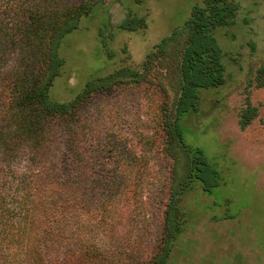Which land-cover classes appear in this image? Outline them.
I'll list each match as a JSON object with an SVG mask.
<instances>
[{"label": "rangeland", "instance_id": "obj_1", "mask_svg": "<svg viewBox=\"0 0 264 264\" xmlns=\"http://www.w3.org/2000/svg\"><path fill=\"white\" fill-rule=\"evenodd\" d=\"M88 1V14L59 43L62 64L48 90L53 100H70L85 83L122 66L141 71L153 46L201 0ZM232 1V22L211 31L223 84L197 89L196 110L180 118L184 145L201 149L217 171L216 185L202 192L195 180L177 183L186 157L167 145L166 134L178 87L175 42L137 81H115L74 112L52 117L41 163L28 166L22 154L1 161L7 168L0 174L12 184L29 170L23 181L35 185L25 207L38 201L68 213L47 223L37 208L53 232L22 243L0 240V264H153L166 244L172 191H179L180 230L163 264H264V0ZM131 16L143 17L145 28L118 27ZM55 176L73 181L50 185Z\"/></svg>", "mask_w": 264, "mask_h": 264}, {"label": "trees", "instance_id": "obj_2", "mask_svg": "<svg viewBox=\"0 0 264 264\" xmlns=\"http://www.w3.org/2000/svg\"><path fill=\"white\" fill-rule=\"evenodd\" d=\"M91 5L92 2L88 0H8L1 7L0 2V163L12 162L21 156L19 154L23 155L28 166L41 163L45 129L52 117L74 112L90 93L106 88L115 81L123 78L137 81L153 57L178 42L175 47L178 87L173 102V115L166 124L167 145L175 143L185 153L187 167L184 176L177 182L180 188L195 180L202 192L210 191L217 183V171L201 149H190L184 145L180 118L184 113L196 110L197 89L223 84L220 48L211 31L232 22L235 4L232 0H201L193 4L182 25L154 45L144 57V62L140 63L141 71L122 66L95 81L85 83L70 100H53L48 90L62 64L58 52L59 43L65 34L76 28L79 18L88 14ZM145 26L143 17L134 16L118 24L120 29L127 31L142 30ZM260 70L264 71V66ZM259 86H264V82H259ZM4 166L0 165L1 171L7 168ZM28 173L29 170H25L20 182L14 184L7 179L4 181L0 174V240L22 243L40 231L53 232L51 227H46L40 221L37 208L45 212L47 223L57 218L59 220L61 211L63 216H67L68 211L63 207L59 211L50 203L41 204L37 201L31 208L24 206L27 190L35 185L33 180L23 181ZM56 177L50 179V185L57 181L60 184L62 181L68 184L73 181ZM19 192L24 194L19 196ZM178 192L170 193L165 218L166 244L153 264L164 263L168 245L179 233L180 222L175 210ZM73 199L75 201L74 196L63 204ZM81 202L83 200L79 198L78 203Z\"/></svg>", "mask_w": 264, "mask_h": 264}]
</instances>
